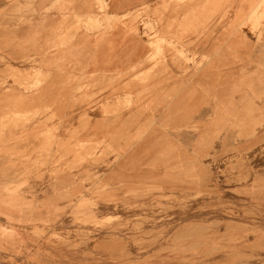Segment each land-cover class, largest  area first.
Masks as SVG:
<instances>
[{
  "label": "rangeland",
  "instance_id": "1",
  "mask_svg": "<svg viewBox=\"0 0 264 264\" xmlns=\"http://www.w3.org/2000/svg\"><path fill=\"white\" fill-rule=\"evenodd\" d=\"M167 2L156 9L146 6L135 11L132 20L135 26L137 18H146L139 23L151 41L149 70L129 83L116 84L120 78L99 79L71 91H89L72 95L67 102L72 108H96L104 123L91 127L89 118L83 116L73 136L90 128L109 130L127 109L152 111L155 89L160 86L154 81L164 75L167 53L172 52L173 63L184 73L196 77L207 67L212 72L209 56L183 51L186 35L195 37L190 44L210 39L214 44L231 45L236 43L234 33L241 34L242 48L241 81L235 86L242 99L239 117L228 115L233 111L229 94L224 104L225 123H233L237 132H211L204 148L188 150L193 162L186 150L180 156L179 149L171 185L146 178L131 180L121 188L93 174L91 165L117 154L110 145L114 137L109 135L99 143H79L74 137L65 143L71 149L65 150L2 152L0 169L17 166L19 171L13 181L8 173L1 175L0 203L18 210L0 212V230L11 240H0V264H264V53L258 51L264 44V0H216L215 6L208 0ZM97 12L100 16L107 12L105 0H97ZM165 14L172 20L165 22ZM117 22L81 16L75 17L72 28H108ZM17 76L19 90L43 96L47 75L33 67ZM229 76L232 70L224 76L226 81ZM121 93H125L123 99L118 96ZM55 107L56 103L35 107L7 119L19 130L41 127L57 119L53 113L42 118ZM43 135L46 145L54 144L51 131ZM231 135L242 142L241 150L218 155L213 141L229 143ZM226 148L229 151L227 143ZM81 166L87 170L78 180H58L64 168L71 171ZM45 176L48 180H43Z\"/></svg>",
  "mask_w": 264,
  "mask_h": 264
},
{
  "label": "crops",
  "instance_id": "2",
  "mask_svg": "<svg viewBox=\"0 0 264 264\" xmlns=\"http://www.w3.org/2000/svg\"><path fill=\"white\" fill-rule=\"evenodd\" d=\"M105 2L107 12L100 16L97 0H0V156L2 152L14 153L24 148L71 149L65 143L74 137L79 143L86 140L99 143L109 135L114 137L110 145L117 150V154L113 153L103 162L91 165L89 170L93 174L121 188L131 180L146 178L171 185L179 164V149L182 153L180 156L186 150V155L191 158L188 150L204 148L209 143L211 132H237V129L232 128L233 123H225L224 103L229 94L233 111L228 115L239 117L242 99L235 86H239L241 81V34H233L236 43L231 45L214 44L210 39H198L190 44L195 37L186 35L181 44L185 46L183 51L209 56L213 62L212 72L207 67L196 77L191 72L184 73L173 63L172 52L167 53L166 50L165 64H162L164 75L154 81V84L160 86L155 89V106L152 111L127 109L109 130L90 128L73 136L83 116L89 118L91 127L104 123L96 108H72L67 102L72 95L77 97L89 91L74 94L71 91L78 86L93 85L99 79L109 81L120 78L116 84L129 83L136 75L149 70L152 66L150 62L147 63L152 51L151 41L139 23L146 18H137L139 21H136L135 26L132 20L135 11L146 6L156 9L169 4L167 0ZM234 6L237 9L236 4ZM167 15H164L165 22L172 20V16ZM81 16L91 21L116 19L119 22L108 28H72L75 17ZM67 38L70 39L67 41ZM259 46L262 49L258 50L256 46L255 52L262 50L264 53V44ZM33 67L47 75L43 96L31 95L17 87V73L27 72ZM216 69L219 71L216 72ZM231 70L233 76H229L226 81L224 76L227 72L230 74ZM10 72L16 75L9 77ZM124 95L121 93L118 96L123 99ZM52 103H56V107L42 116L45 118L52 113L56 115L57 119L52 123L41 127L31 125L24 130L9 124V117L35 107L44 108ZM215 110L218 111L215 113ZM47 131L52 132L54 144L51 146L45 144L46 137L43 134ZM261 138H257V141ZM228 141H213L218 155L241 150L240 140L231 135ZM105 143L109 144V141ZM226 143L230 152L225 150ZM64 169L58 175L59 181L78 180L87 167L81 166L71 171ZM18 171L17 166L0 169V182L2 173H8L13 181ZM43 180H48V177L45 176ZM2 197L0 193V199ZM17 210L12 204L0 203V212L16 213Z\"/></svg>",
  "mask_w": 264,
  "mask_h": 264
},
{
  "label": "bare ground",
  "instance_id": "3",
  "mask_svg": "<svg viewBox=\"0 0 264 264\" xmlns=\"http://www.w3.org/2000/svg\"><path fill=\"white\" fill-rule=\"evenodd\" d=\"M199 3V2H198ZM208 3L211 5V6H215L216 4V0H208ZM206 6V5H205ZM209 6V5H208ZM207 6V7H208ZM210 8V7H209ZM246 14V13H245ZM78 21V20H77ZM241 22V21H240ZM172 25V24H171ZM232 50V49H231ZM147 75V74H146ZM259 75V74H258ZM148 76V75H147ZM149 77V76H148ZM141 80V79H140ZM196 92V91H195ZM194 92V93H195ZM176 95V94H175ZM161 104V103H160ZM197 108V107H196ZM48 132V131H47ZM141 134V133H140ZM139 134V135H140ZM142 135V134H141ZM139 138V137H138ZM20 218V217H19ZM201 227V226H200ZM6 229V228H5ZM0 240H3V241H6V242H9L11 241L10 240V237L2 230H0Z\"/></svg>",
  "mask_w": 264,
  "mask_h": 264
}]
</instances>
